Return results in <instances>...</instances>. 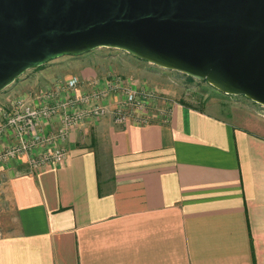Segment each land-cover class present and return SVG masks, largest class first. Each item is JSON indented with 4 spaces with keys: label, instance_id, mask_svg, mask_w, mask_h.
<instances>
[{
    "label": "crops",
    "instance_id": "1",
    "mask_svg": "<svg viewBox=\"0 0 264 264\" xmlns=\"http://www.w3.org/2000/svg\"><path fill=\"white\" fill-rule=\"evenodd\" d=\"M68 58L1 91L0 124L11 97L39 105L59 78L78 79L81 90L104 84L107 73L91 65L65 70L78 62ZM183 95L123 124L110 114L84 119L35 151L63 147L60 163H2L11 214L0 223V264H264V114L221 92ZM56 127L42 122L44 133ZM12 142L5 132L0 151Z\"/></svg>",
    "mask_w": 264,
    "mask_h": 264
},
{
    "label": "water",
    "instance_id": "2",
    "mask_svg": "<svg viewBox=\"0 0 264 264\" xmlns=\"http://www.w3.org/2000/svg\"><path fill=\"white\" fill-rule=\"evenodd\" d=\"M99 47L264 107V0H0V92Z\"/></svg>",
    "mask_w": 264,
    "mask_h": 264
},
{
    "label": "built area",
    "instance_id": "3",
    "mask_svg": "<svg viewBox=\"0 0 264 264\" xmlns=\"http://www.w3.org/2000/svg\"><path fill=\"white\" fill-rule=\"evenodd\" d=\"M88 84V89L81 90L84 84L78 79L59 78L51 89L43 92L39 105L17 96L2 113L0 136L11 131L13 142L0 151V165L23 155L28 156L31 171L48 163H60L66 157L63 147H53L39 154L35 151L66 138L84 119L111 114L114 123L123 124L128 119L147 116V110L156 109L158 104L152 91L135 89L117 74L107 73L102 85L94 80ZM113 97H117L116 105L110 108L108 102ZM45 120L56 122L54 132L44 133L42 122Z\"/></svg>",
    "mask_w": 264,
    "mask_h": 264
},
{
    "label": "rangeland",
    "instance_id": "4",
    "mask_svg": "<svg viewBox=\"0 0 264 264\" xmlns=\"http://www.w3.org/2000/svg\"><path fill=\"white\" fill-rule=\"evenodd\" d=\"M75 57L76 58L73 57L68 59H76L78 61L77 64L71 65L69 69L65 70L75 71L77 70V67L91 65L97 73L117 74L135 89L152 91L155 94L158 104L156 109L149 108L151 113L159 110L165 111L169 104L177 99L178 95L182 92L185 93L183 96L186 97L188 101L192 102L197 96L207 97L212 93H219L218 90L204 81H197L193 78L191 79L187 77L185 74L159 68L120 49L99 47ZM26 73H28V71L23 75ZM4 97L7 96H0L1 99ZM16 97H11V102ZM233 99L244 101L245 103L256 107L260 113L264 110L263 107L249 101L244 96H233ZM115 105L116 103L114 102V106ZM104 117H100L99 119ZM105 160L106 164L109 163L108 157H106ZM2 198L3 197H1L0 193V223H6L9 220L11 209L7 202L2 201Z\"/></svg>",
    "mask_w": 264,
    "mask_h": 264
},
{
    "label": "trees",
    "instance_id": "5",
    "mask_svg": "<svg viewBox=\"0 0 264 264\" xmlns=\"http://www.w3.org/2000/svg\"><path fill=\"white\" fill-rule=\"evenodd\" d=\"M71 57H75V56H71ZM46 64V63H45ZM43 66V65H42ZM40 67V66H39ZM188 77V76H187ZM189 78H191V77H189ZM192 79V78H191Z\"/></svg>",
    "mask_w": 264,
    "mask_h": 264
}]
</instances>
